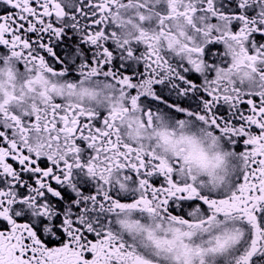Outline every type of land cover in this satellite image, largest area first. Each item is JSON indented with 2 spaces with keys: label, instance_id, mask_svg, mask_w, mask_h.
<instances>
[{
  "label": "snow or ice",
  "instance_id": "6c2138e0",
  "mask_svg": "<svg viewBox=\"0 0 264 264\" xmlns=\"http://www.w3.org/2000/svg\"><path fill=\"white\" fill-rule=\"evenodd\" d=\"M0 264H264V0H0Z\"/></svg>",
  "mask_w": 264,
  "mask_h": 264
}]
</instances>
